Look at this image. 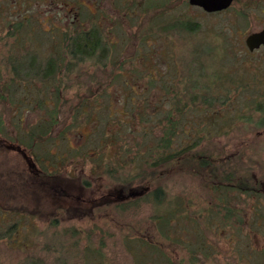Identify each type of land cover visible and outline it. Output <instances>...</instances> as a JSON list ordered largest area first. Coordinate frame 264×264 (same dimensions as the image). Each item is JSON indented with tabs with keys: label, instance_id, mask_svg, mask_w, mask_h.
Listing matches in <instances>:
<instances>
[{
	"label": "rangeland",
	"instance_id": "rangeland-1",
	"mask_svg": "<svg viewBox=\"0 0 264 264\" xmlns=\"http://www.w3.org/2000/svg\"><path fill=\"white\" fill-rule=\"evenodd\" d=\"M24 1V6L36 10L40 22L34 25L42 29H49L52 24L63 26L71 19V14L66 17L65 13L59 19V8L57 4L50 5V0H21ZM124 1L132 6L129 10L136 12L134 18L124 21L131 35L128 41H134V47L135 43L139 47V53L119 65L132 83L126 86L138 91L148 89V103L166 109L168 106H161L167 102L164 90L182 89L186 76L194 75L205 85H211L205 89V95L212 98L211 105L198 102L179 120L175 147L179 149L202 137L203 146L199 151L206 150L211 155V165L215 166L213 170L201 169L199 164L187 161L165 166L160 181L153 183L154 186L162 184L166 194L158 209L148 203L127 211L114 206L112 193L118 187L110 188L104 176L94 177V173H99L98 164L91 159L66 150L69 144L73 150L80 148L78 151L82 153L91 147V137H96L97 132L100 135L105 132V137L115 136L116 126L109 124L106 128V120L101 118L98 126L93 122L77 125L73 113L69 112L79 103L77 94L81 93L82 82H77L78 76L95 66L89 60L76 67L79 72L70 71L66 82L67 78H62L67 86L62 85L60 100L61 121H65L58 126L61 139L54 144L39 143L36 138L37 144L30 150L35 158L42 160L48 152L61 154L67 162L60 170L73 177L82 175L74 179L57 178L56 191L49 177L29 174H36V169L19 153L11 149L0 151V264H264V196L259 198L241 194L234 188H223L227 185L223 181L240 173L250 177L249 181L264 185V124L258 123L264 115V48L249 52L244 43L246 34L264 27V0H233L228 8L211 13L183 0L160 19L140 15L144 6L138 2L143 0ZM110 3L111 0H101L98 5L103 11L113 8ZM24 6L19 1L0 0V8L8 9L1 13L0 37L6 32L3 20L19 19L18 11ZM174 18L195 22L199 29L195 33L177 29L175 34L165 33L170 32L169 28L160 32L158 24ZM152 20L158 22L155 28ZM112 38L117 43L110 54L117 55L126 43L125 34L115 29ZM8 40L11 41L5 36L0 38V65L4 67L1 56L5 55ZM139 40H146V44ZM43 46L44 54L49 53L50 43L44 41ZM149 71L158 78L154 85L142 82ZM0 76L5 77L3 68ZM85 86L89 83L85 82ZM90 87L94 89L93 85ZM122 87L116 82L108 91L111 110L121 109L125 102ZM104 96L99 97L102 103L107 102ZM42 99L53 102V95L46 91ZM6 100L0 101L3 121L0 139L15 144V137L25 138V129L36 125L38 116L47 112L43 106L36 105L37 97L32 89L20 92L16 99ZM144 102L143 99L127 101L142 103V106ZM155 114L160 117L159 113ZM143 125L147 132L151 129L153 133L144 135L142 128L133 133L140 137L134 146L141 150L156 140L155 134L158 136L161 129L151 121ZM96 126V131L91 133ZM34 132L41 134L42 129L38 127ZM24 138L19 140L24 150L29 151ZM116 140L126 141L118 137ZM109 151L112 155L114 148L110 147ZM135 172L131 168V173ZM212 176L221 178L219 181L223 183L209 185ZM84 179L89 182L86 189L80 186ZM68 183L72 184L74 193L81 194L80 199L61 195L63 185Z\"/></svg>",
	"mask_w": 264,
	"mask_h": 264
},
{
	"label": "trees",
	"instance_id": "trees-1",
	"mask_svg": "<svg viewBox=\"0 0 264 264\" xmlns=\"http://www.w3.org/2000/svg\"><path fill=\"white\" fill-rule=\"evenodd\" d=\"M15 1H19L22 6H24L23 3L26 2H21V0ZM46 1L48 0H44V2ZM100 1L101 0H50V5L57 4L59 8L57 9V17H59V19L62 13H65L66 17L71 14V19L63 26L52 24L49 29H42L34 25L36 22L40 21L36 14V10L32 9V7L30 8L29 5L24 6L21 11H18V13L21 14L19 19L3 20L6 21V32L3 35L7 39L10 38L11 41L8 40L5 55L1 56L3 58L2 63L5 67L0 65V74L3 68L5 77L2 78L0 76V101L3 102L4 99H7L6 101H10L13 98L16 99L20 92H29L32 89L36 93V105L39 108L43 106L47 114L39 115L38 118L40 120L37 121V124L32 125L30 129L28 127L25 129V138L23 136L20 138L15 137V144H8L6 141L0 139V151L11 149L19 153L26 163L36 169V174H32L31 172H29V174L33 176L39 175L38 177L40 178L49 177L50 181L53 182L51 183L53 185L52 187L56 191L59 183L57 178L74 179L77 178L78 175H82L79 173L77 176L73 177L69 172L68 175H65V172L60 170V166L65 164L67 160L66 157L61 154L48 152L45 159L42 160L38 159V157L35 158L30 150H33L34 146H36V138L39 139V143L48 141L54 144H57L59 141L58 139H61L59 136L61 129L58 128V126L59 124L65 123V121H61L62 118L60 116L62 106L60 100L62 99L61 95L64 91L62 85L68 80L70 71L76 70V67L92 60V65H95L93 69L84 71L77 78V82H82V87L79 88L81 93L77 94L79 95V103L76 109L72 106L69 112L73 113V119L74 117L76 118L74 121L77 122V125L79 123L93 122L94 125L96 123L98 126L101 122V118L106 120V128L109 124L116 126L115 132H113L115 136L105 137V132H103L102 135L97 132L96 137H91V147L83 150L82 153L78 151L80 148L73 150L75 148L69 144L66 150H72L74 155H85L81 158L91 159L98 164V168L96 165L95 166L99 173H94V177L99 178L104 176L108 183H110V188L118 187L117 191L112 193L114 197L112 199L114 206L121 211L138 208L140 204L144 203L152 204L158 209L164 202L166 194L162 184L154 186L153 183L160 181L159 178L162 177V171L165 166L177 161H187L195 165L199 164L198 167H204V169L210 167L211 170H213L215 166L211 165L213 163L211 161V155H209L206 150L199 151L203 146V143L200 144L203 141V139H201L202 137H199L196 141L184 145L179 149L175 147V137L177 135L179 120L187 110L196 107L198 102L211 105L212 98L205 95L206 87L211 85H205L194 75H192L191 78L186 76L187 80L185 83H182L185 85H182V89L176 87L170 90H164L167 102L161 106H168L166 109L163 107L158 108L156 105L148 103V89H141L138 91L133 89V86L130 88L127 87L126 85L128 82L130 85H132V83L127 79V75L123 73L119 66L124 63L125 59L133 57L135 53H139L138 45L135 43L134 47V41H128L131 35L127 33L124 25V21L129 17L130 19L134 18L136 12L129 10L132 6L124 0H111L110 4L113 8L111 10L104 9L102 11V8L98 5ZM158 1L162 0H143L142 2H138L140 6H144L140 15L145 18L155 17L156 19H160L167 10H171L175 8L177 3L180 4L183 2V0H175L173 3L166 4L163 3V1ZM4 9L8 10L5 7L0 8V17ZM71 12H73L74 17H72ZM112 16H114V18H112ZM152 22V27L155 28L158 22L154 20H152ZM158 27L161 29L160 32H164V30L169 28L170 32H165L167 34H175L174 30L176 29L179 30V32L185 33L188 31L195 33L199 29V26L195 22L180 19L176 20V18L170 22L164 21L163 24L159 23ZM24 29L28 31L23 33L22 30ZM115 29H118L123 35L125 34L126 40L124 47L117 55L110 54L112 46L117 43V41L112 38ZM44 41L50 43V48L48 49L50 52L47 54H44L43 51ZM138 42L146 44V40H139ZM129 48L132 49L133 53H130ZM139 56H141V54H139L138 57ZM195 61L194 58L193 62ZM76 71L79 72L78 70ZM136 73L138 75L137 71ZM63 76L67 78L65 82L62 79ZM85 76L87 77L85 78ZM144 76L145 78H142V82L146 84L154 85L158 82V78L151 71H149L148 74H144ZM118 78H121V81H116ZM22 82H26L27 85L22 84ZM85 82L89 83V86H85ZM116 82L121 83L123 86L121 90L124 92V96L126 95L123 97L125 102L121 106V109L111 110L109 104V100L111 99L108 97V91H110L111 86ZM65 85L67 86L66 83ZM92 85L94 89L90 87ZM46 91L52 93L53 102L42 99ZM103 95H105L104 97L107 99L106 103H102L101 99H99V97ZM133 99H143L145 102L143 106L142 103H127V101H133ZM17 102H20L18 98ZM152 105L154 107H152ZM149 107L151 108L150 111ZM156 109H160V111L158 112ZM155 113H159L160 117H156ZM121 116L123 118H121ZM150 121L151 123H158L159 127L161 126L160 134L158 133V136L155 134L156 140L146 149L141 150L137 146H134V141L136 139L139 140L140 137L133 136V133L142 130L143 134L147 136L153 133L151 129L147 132V129H145L143 125L145 122ZM261 122L264 124V115L258 123ZM97 126L93 128L94 130L91 131V133L96 131ZM38 127L42 129L41 134H35L34 132ZM0 128H3V121L1 118ZM140 128H142V130H140ZM123 131L127 133V136H125ZM63 136L64 140L66 138L67 141V134ZM117 137L118 140L123 138L126 139V141L119 143L116 140ZM23 138L25 139L24 144L27 145L26 149L29 151L24 150L25 147L22 141L19 140ZM28 140L30 143H27ZM209 140H211V138ZM116 141L118 146H116ZM135 144L139 145V142ZM110 147L112 149L114 148L112 155H109ZM89 151L91 152L88 153ZM199 154L200 156H198ZM131 168L136 169V172L131 173ZM123 171L128 173V175L125 173L123 174L124 178H122ZM210 180L209 185H213V187L216 184L220 185L224 182L227 185H224L223 188H234L241 194H251L259 198L264 196V185L260 182L258 184V182L249 181L251 180L250 177L242 173L238 174V176L230 175V177L223 182H221V178L216 177L214 179L213 176ZM83 182L84 184L82 183L83 185H81L80 183V186L86 189L87 187L85 186H87L89 182L85 179ZM65 183L67 184V182ZM66 184L63 185L64 190L61 195L80 199L81 194L72 191V184L68 183L70 186ZM152 186L153 189L151 188ZM5 187L6 185L3 186V188ZM110 205H112V203ZM226 211L229 213V210ZM33 263L37 262L33 261ZM38 263L41 262L38 261ZM30 264H32V262H30Z\"/></svg>",
	"mask_w": 264,
	"mask_h": 264
},
{
	"label": "water",
	"instance_id": "water-1",
	"mask_svg": "<svg viewBox=\"0 0 264 264\" xmlns=\"http://www.w3.org/2000/svg\"><path fill=\"white\" fill-rule=\"evenodd\" d=\"M191 5L198 6L204 11L219 12L230 6L233 0H187ZM244 43L248 51L252 52L260 47L264 48V27L258 31L246 34Z\"/></svg>",
	"mask_w": 264,
	"mask_h": 264
},
{
	"label": "flooded vegetation",
	"instance_id": "flooded-vegetation-1",
	"mask_svg": "<svg viewBox=\"0 0 264 264\" xmlns=\"http://www.w3.org/2000/svg\"><path fill=\"white\" fill-rule=\"evenodd\" d=\"M187 2H188V1H187ZM188 3H189V2H188ZM110 5H111V4H110ZM190 5H191V4H190ZM111 6H112V5H111ZM108 9H110V10H111V9H112V7H109Z\"/></svg>",
	"mask_w": 264,
	"mask_h": 264
}]
</instances>
